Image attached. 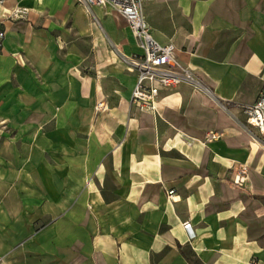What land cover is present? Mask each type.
I'll return each mask as SVG.
<instances>
[{"label": "crops", "instance_id": "0c3cea01", "mask_svg": "<svg viewBox=\"0 0 264 264\" xmlns=\"http://www.w3.org/2000/svg\"><path fill=\"white\" fill-rule=\"evenodd\" d=\"M15 3L31 22L0 21V77L44 95L23 137L58 160H43L45 174L33 161L0 166V264L264 262V147L237 105L264 86V0H142L152 35L208 88H161L157 114L129 106L135 72L119 52L139 47L125 21L76 0L0 6ZM50 122L59 132L41 130ZM207 130L220 136L202 142ZM237 161L250 168L244 188L230 181Z\"/></svg>", "mask_w": 264, "mask_h": 264}, {"label": "built area", "instance_id": "2783aa9c", "mask_svg": "<svg viewBox=\"0 0 264 264\" xmlns=\"http://www.w3.org/2000/svg\"><path fill=\"white\" fill-rule=\"evenodd\" d=\"M87 11L92 12V6H103L105 13H111L115 18L125 21L135 37L139 47L138 52L125 54L119 52L120 58L129 65L135 72V82L133 84L129 106L137 108L139 111H147L153 114L158 113L157 97L161 88H173L180 83H189L195 88L208 91L202 78L195 69L185 63L178 55L176 46L172 42L161 43L151 33L150 27L142 15V0H77ZM3 0H0L2 3ZM10 17H27V7L15 6L9 14ZM4 36V29L0 28V38ZM230 100L222 102V106L227 109ZM244 114V122L254 126L259 132L258 140L264 147V86L257 97L249 103H237ZM186 136V141L191 144L194 137ZM220 132L217 130H207L202 142L217 139ZM250 178V168L246 162L237 161L233 164L230 172L231 183L238 187H247ZM173 188L166 190L167 196H171ZM188 228V235L192 232L187 221L183 222ZM246 264H264L256 257L249 259Z\"/></svg>", "mask_w": 264, "mask_h": 264}, {"label": "rangeland", "instance_id": "374dc122", "mask_svg": "<svg viewBox=\"0 0 264 264\" xmlns=\"http://www.w3.org/2000/svg\"><path fill=\"white\" fill-rule=\"evenodd\" d=\"M77 1V0H76ZM78 2V1H77ZM79 3V2H78ZM15 6H21L19 4H13L12 6L4 4L3 7L0 6V21L1 20H22L26 24L30 23V19L28 17H10V11ZM91 19L97 24V20L94 15H90ZM115 25L118 23L115 21ZM33 25H38L39 23L34 22ZM2 38H0V48L2 47ZM88 46L86 45V50ZM19 57L21 58V52H17ZM87 53V51H86ZM86 54L85 64L83 71L85 73H92L93 69L91 68V63L89 61V55ZM17 58V56H16ZM122 61V59L120 58ZM21 63L24 68H27V61H17ZM124 63V61H122ZM20 78H15L14 75L10 74L5 77H0V166L3 165H13L15 163H21L22 165L28 164L29 162L34 163L38 171L42 174H45L46 171L44 169V162L47 160L54 161L58 160V157L47 156L44 158L43 156H36L33 153H29L27 149L32 148V141L24 139L23 134L26 135L29 133L31 127L25 123H22L24 117L28 111L29 106L33 102L35 98L43 97L42 94H36L29 92L28 87L22 88L20 87V83L18 82ZM22 81L26 82L28 78L23 76L21 78ZM60 110H56L59 113ZM41 130L54 132V129H57L59 132V126L54 123H47L45 125L40 126ZM56 132V133H57ZM58 134V133H57ZM18 149L19 155H15L11 150ZM22 150V151H21ZM43 224L44 221L38 222V225Z\"/></svg>", "mask_w": 264, "mask_h": 264}]
</instances>
